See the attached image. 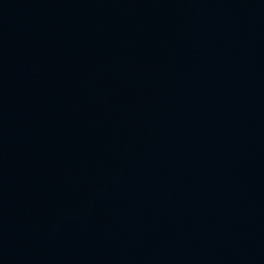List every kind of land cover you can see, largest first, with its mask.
<instances>
[{"label": "water", "instance_id": "95a60500", "mask_svg": "<svg viewBox=\"0 0 264 264\" xmlns=\"http://www.w3.org/2000/svg\"><path fill=\"white\" fill-rule=\"evenodd\" d=\"M0 264H264V0H0Z\"/></svg>", "mask_w": 264, "mask_h": 264}]
</instances>
